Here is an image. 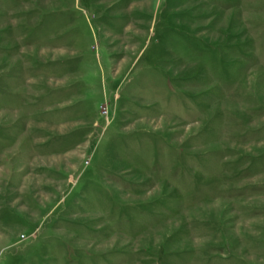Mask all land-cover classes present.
<instances>
[{
  "label": "rangeland",
  "instance_id": "374dc122",
  "mask_svg": "<svg viewBox=\"0 0 264 264\" xmlns=\"http://www.w3.org/2000/svg\"><path fill=\"white\" fill-rule=\"evenodd\" d=\"M0 264H264V0H0Z\"/></svg>",
  "mask_w": 264,
  "mask_h": 264
}]
</instances>
